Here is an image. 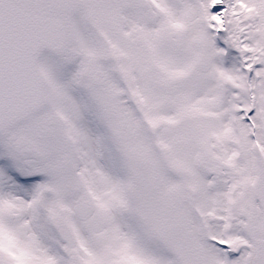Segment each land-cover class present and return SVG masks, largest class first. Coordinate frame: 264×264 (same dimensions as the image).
<instances>
[{"label": "snow or ice", "instance_id": "obj_1", "mask_svg": "<svg viewBox=\"0 0 264 264\" xmlns=\"http://www.w3.org/2000/svg\"><path fill=\"white\" fill-rule=\"evenodd\" d=\"M0 264H264V0H0Z\"/></svg>", "mask_w": 264, "mask_h": 264}]
</instances>
